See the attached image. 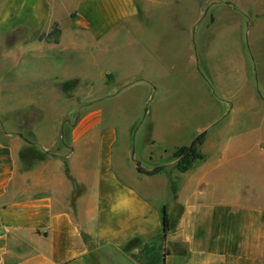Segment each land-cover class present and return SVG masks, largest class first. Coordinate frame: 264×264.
Returning <instances> with one entry per match:
<instances>
[{"label":"crops","instance_id":"1","mask_svg":"<svg viewBox=\"0 0 264 264\" xmlns=\"http://www.w3.org/2000/svg\"><path fill=\"white\" fill-rule=\"evenodd\" d=\"M115 14L110 24L130 18ZM68 18L93 39L77 8ZM62 35L49 0H0V83L8 100L0 114V264H264V207L240 192L203 190L212 185L207 177L197 179L198 189L154 196L139 186L164 170L147 176L134 163L118 171L117 130L101 126L95 103L106 93H78L80 76L60 74L66 59L43 56L75 45ZM97 79L107 88L118 76L105 67ZM46 97L62 105L55 127L41 133L31 124L53 108ZM31 148L42 156L28 164L20 153Z\"/></svg>","mask_w":264,"mask_h":264},{"label":"rangeland","instance_id":"2","mask_svg":"<svg viewBox=\"0 0 264 264\" xmlns=\"http://www.w3.org/2000/svg\"><path fill=\"white\" fill-rule=\"evenodd\" d=\"M49 2L63 32L60 40L75 45L46 50L43 56L59 64L66 59L60 74L80 76L78 93H106L95 103L102 110L101 126L117 130L118 171L134 163L165 167L139 186L154 196L198 189L197 179L207 177L212 185L203 190L220 196L240 192L252 205L264 207V0ZM74 8L90 23L93 39L69 20ZM116 11L130 18L110 24ZM96 32L105 37L100 41ZM105 67L118 76L107 88L97 79ZM6 101L0 83V114ZM43 103L53 108L31 126L46 133L55 127V110L62 104L47 97ZM202 133V160L179 173L173 151ZM20 156L29 164L42 152L31 148Z\"/></svg>","mask_w":264,"mask_h":264},{"label":"trees","instance_id":"3","mask_svg":"<svg viewBox=\"0 0 264 264\" xmlns=\"http://www.w3.org/2000/svg\"><path fill=\"white\" fill-rule=\"evenodd\" d=\"M57 32L58 30H54L52 31L51 35ZM43 37L44 35H42L40 39ZM203 141H204V133L197 136L190 145L179 147L173 151L172 159L173 161H175V169L179 173H185L186 171H188V169H190L193 166V164L196 161L202 160V155L199 151V147L202 145ZM136 169L140 174L153 176L161 173L165 169V167L158 166L153 168L152 170H144L140 166L136 165ZM162 224H163V232L164 234H166L168 231V220L166 217L165 208H163L162 211Z\"/></svg>","mask_w":264,"mask_h":264},{"label":"water","instance_id":"4","mask_svg":"<svg viewBox=\"0 0 264 264\" xmlns=\"http://www.w3.org/2000/svg\"><path fill=\"white\" fill-rule=\"evenodd\" d=\"M18 136L23 139L24 141L28 142L21 134H18Z\"/></svg>","mask_w":264,"mask_h":264}]
</instances>
